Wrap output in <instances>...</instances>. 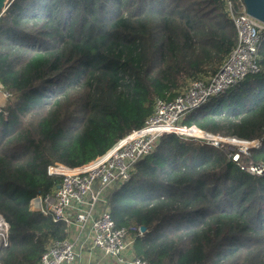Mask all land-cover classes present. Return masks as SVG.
<instances>
[{
    "label": "trees",
    "instance_id": "16d2710c",
    "mask_svg": "<svg viewBox=\"0 0 264 264\" xmlns=\"http://www.w3.org/2000/svg\"><path fill=\"white\" fill-rule=\"evenodd\" d=\"M237 7L239 0H229ZM226 0H12L0 16L2 264H38L67 225L30 210L62 178L142 128L157 99L214 76L237 44ZM259 72L184 119L211 136L260 140L233 161L227 146L170 134L107 194L117 227L146 231L134 254L150 264H264V35Z\"/></svg>",
    "mask_w": 264,
    "mask_h": 264
},
{
    "label": "built area",
    "instance_id": "2783aa9c",
    "mask_svg": "<svg viewBox=\"0 0 264 264\" xmlns=\"http://www.w3.org/2000/svg\"><path fill=\"white\" fill-rule=\"evenodd\" d=\"M238 2L237 7L226 0V9L238 40L214 76L190 81L172 101L157 99L154 112L145 125L124 137L95 161L79 168H69L59 163L48 168L50 175L62 178V183L52 193L35 196L31 200L30 210L67 225L69 233L74 226L78 235L75 239L69 237L50 241L38 264H82L84 254L94 250H99L116 264H150L134 254L136 240L143 235L141 228L117 227L107 194L131 180L134 165L149 156L162 137L174 134L185 140L193 139L216 147L231 142L239 146V153L230 154L236 163L240 162V153L249 155L251 149L263 147L260 140L242 142L236 138L224 139L184 124L187 116L212 98L225 94L260 71L259 49L264 24L247 13L243 0ZM10 97V93L0 88V107ZM241 169L264 177V163L241 165ZM9 230V223L0 214V250L10 245Z\"/></svg>",
    "mask_w": 264,
    "mask_h": 264
},
{
    "label": "water",
    "instance_id": "95a60500",
    "mask_svg": "<svg viewBox=\"0 0 264 264\" xmlns=\"http://www.w3.org/2000/svg\"><path fill=\"white\" fill-rule=\"evenodd\" d=\"M12 0H0V16L6 11ZM246 5L247 13L257 21L264 24V0H243ZM141 231H146L141 227Z\"/></svg>",
    "mask_w": 264,
    "mask_h": 264
},
{
    "label": "crops",
    "instance_id": "0c3cea01",
    "mask_svg": "<svg viewBox=\"0 0 264 264\" xmlns=\"http://www.w3.org/2000/svg\"><path fill=\"white\" fill-rule=\"evenodd\" d=\"M75 230V229H74ZM78 235L77 230L75 231L74 235L70 233V237L75 239ZM82 264H116L114 260L107 258L104 256L99 250H94L90 252H86L84 254Z\"/></svg>",
    "mask_w": 264,
    "mask_h": 264
},
{
    "label": "rangeland",
    "instance_id": "374dc122",
    "mask_svg": "<svg viewBox=\"0 0 264 264\" xmlns=\"http://www.w3.org/2000/svg\"><path fill=\"white\" fill-rule=\"evenodd\" d=\"M11 4V3H10ZM10 6V5H9ZM8 6V7H9ZM8 9V8H7ZM6 9V10H7ZM189 80L187 81V83H186V86L189 84ZM185 86V87H186ZM184 87V88H185ZM1 103H3V102H1ZM188 118V117H187ZM185 120H186V118H185ZM197 131V130H196ZM183 138V137H182ZM224 139H231V138H224ZM200 142V141H199ZM203 144V145H208L206 142H200V144ZM201 144V145H202ZM225 146H227V149L229 150V151H233V152H235V151H238L237 149H239V146H237V145H234V144H231V142L230 143H228V145L227 144H225ZM222 147V146H221ZM235 150V151H234ZM238 153H239V151H238ZM75 229V230H74ZM77 229L74 227V226H72V228H70V233H72V236L74 235V233H75V231H76Z\"/></svg>",
    "mask_w": 264,
    "mask_h": 264
}]
</instances>
